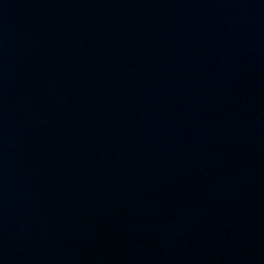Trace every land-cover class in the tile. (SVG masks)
<instances>
[{
    "label": "water",
    "instance_id": "95a60500",
    "mask_svg": "<svg viewBox=\"0 0 264 264\" xmlns=\"http://www.w3.org/2000/svg\"><path fill=\"white\" fill-rule=\"evenodd\" d=\"M0 264H264V0H0Z\"/></svg>",
    "mask_w": 264,
    "mask_h": 264
}]
</instances>
